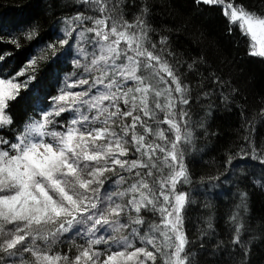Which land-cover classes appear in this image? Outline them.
I'll return each mask as SVG.
<instances>
[{"label": "snow or ice", "instance_id": "snow-or-ice-1", "mask_svg": "<svg viewBox=\"0 0 264 264\" xmlns=\"http://www.w3.org/2000/svg\"><path fill=\"white\" fill-rule=\"evenodd\" d=\"M79 2L93 14L66 19L64 34L72 38L79 28L77 43L91 47L90 53L78 48L91 57L85 71L98 73L88 90L61 89L51 111L42 109L39 119L14 128L5 110L21 85L0 79V264H156L158 257L161 264H200L206 242L197 245L185 230L186 208L193 201L183 188L192 184L184 157L194 146L193 129L203 127L202 120L193 121L192 104L211 95L203 90L206 81L215 84L220 78L204 76L203 58L169 59L174 56L169 37L151 25L147 0L131 20L126 19L128 0ZM195 2L222 5L229 31L238 24L249 38L248 54L264 58V13L235 0ZM34 34L35 28L26 38ZM74 63L80 66L79 59ZM86 84L89 80L81 79L66 88ZM65 112L75 115L57 130L54 117ZM249 155L264 165V153L241 149L240 159ZM253 182L264 189V179ZM246 207L243 193L238 208ZM230 219L231 243L247 256L240 212ZM212 228L209 221L207 229ZM68 241L74 255L59 250Z\"/></svg>", "mask_w": 264, "mask_h": 264}, {"label": "trees", "instance_id": "trees-1", "mask_svg": "<svg viewBox=\"0 0 264 264\" xmlns=\"http://www.w3.org/2000/svg\"><path fill=\"white\" fill-rule=\"evenodd\" d=\"M141 2L128 0L126 19H132ZM147 2L151 5V25L160 35L169 37L174 54L169 59L191 63L203 58L200 70L204 76L214 73L220 78L215 84L206 81L203 90L211 95L200 96L192 104L193 121L202 120L203 127L193 129L194 146L188 147L184 157L192 184L183 188L193 201L186 208L185 230L190 239L197 238V245L200 240L206 242L207 254L198 256L200 264H264V189L253 182L264 179V165L251 155L240 159L241 149L250 153L254 147L257 153H264V58L248 54L250 41L242 36L238 24L229 31L222 5L197 4L195 0ZM229 2L232 0H225ZM235 3L264 13V0ZM87 7L79 0H0V79H12L21 85L5 110L13 120L10 127L20 128L30 118L39 119L42 109L51 111L52 98L60 95L61 89L84 92L91 87L98 73L85 71L91 57L78 53L80 47L90 53L91 47L86 41L77 43L79 28L72 38L64 34L66 19L78 12L93 14L86 11ZM86 24L91 26V22ZM33 28L34 36L26 38ZM65 39L69 44L61 45ZM76 59L80 66L74 63ZM31 60L36 63L30 65ZM21 72L23 75H17ZM81 79H88L89 84L66 88ZM199 79L189 82L196 85ZM96 91L93 88L91 94ZM74 115L65 112L54 117L60 122L57 130L61 124L66 126L65 118L70 120ZM243 193H247L245 209L238 208ZM237 212L244 225L242 238L250 248L247 256L231 243L234 225L230 217ZM209 221L212 229H207ZM202 229L210 234L203 236ZM71 243L61 245L59 250L69 252ZM135 243L142 246L138 240ZM74 253L73 248L69 255ZM25 258L30 256L26 253ZM156 264H161L159 257Z\"/></svg>", "mask_w": 264, "mask_h": 264}]
</instances>
